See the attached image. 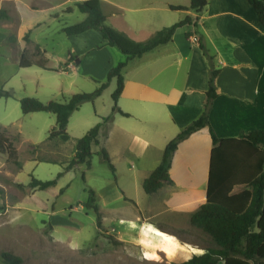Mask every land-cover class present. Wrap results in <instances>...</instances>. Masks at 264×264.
<instances>
[{"label": "crops", "instance_id": "obj_1", "mask_svg": "<svg viewBox=\"0 0 264 264\" xmlns=\"http://www.w3.org/2000/svg\"><path fill=\"white\" fill-rule=\"evenodd\" d=\"M85 1L0 0V90L20 102L32 94L40 96L39 90L29 93L36 85L53 87L57 96L68 94V102L77 94L72 90L76 81L92 80L96 90V81L105 82L111 69L127 61L118 104L129 117L114 114L98 136V147L107 151L117 175L118 190L106 199L114 217L110 225L114 221L118 224L111 230L121 242L166 248L172 252L170 259H177L189 253L188 247L197 245L164 228H196L191 216L208 197L213 149L209 128L178 146L169 171L172 185L165 184L148 195L144 182L160 165L167 145L204 112L211 79L205 52L219 70L218 97L209 118L215 134L220 139H233L264 130L263 26L249 0H209L200 14L171 9L189 8L191 0H100L106 26L136 43H147L161 31L192 19L177 29L169 43L128 60L96 30L73 36L65 33L66 28L85 20L86 15L77 14V4ZM191 33L199 36L198 47H190ZM37 49L47 62L46 69L22 68L24 52L33 54ZM46 73H53L50 75L57 82L47 85L50 75ZM43 88L38 89L45 93ZM104 93L95 100L98 105ZM8 103L0 99V107ZM113 105L112 100L109 111L98 114L97 125L112 115ZM4 132L12 139L11 133ZM74 154L75 146L71 158ZM242 190L239 187L236 192ZM204 253L193 251L185 262Z\"/></svg>", "mask_w": 264, "mask_h": 264}, {"label": "rangeland", "instance_id": "obj_2", "mask_svg": "<svg viewBox=\"0 0 264 264\" xmlns=\"http://www.w3.org/2000/svg\"><path fill=\"white\" fill-rule=\"evenodd\" d=\"M77 14L82 16L79 10ZM52 76H48L47 85L57 82ZM112 82L99 105L95 101L85 103L71 116L67 136L51 141L49 136L57 123L54 114L24 115L20 102L14 97L2 98L9 103L0 107V130L13 135L10 140L18 151L22 169L7 162L8 157L0 154V264H4L5 253L22 258L23 264H179L191 257V252L203 253L213 247L211 238L197 228L181 231L164 228L178 239L197 245L188 247L189 253L177 259H170L172 252L166 248L140 247L131 241L116 239L111 229L118 224L114 221L110 225L114 217L109 213L106 199L116 192L117 175L99 154L102 147L93 146L91 169L79 165L65 172L56 187L45 191L29 186L33 177L50 181L64 172L76 140L97 126L99 113L109 111L117 88L115 80ZM75 84L72 90L77 94L92 93L96 87L87 79ZM38 88L43 87L36 85L29 93L39 90L40 96L32 94L29 97L44 104H48L53 96L60 103L69 99L68 94H54L53 87L43 88L46 94ZM90 190L95 192L96 204L103 209L100 211L103 219L100 233L95 212L85 208ZM110 237L121 245L115 246Z\"/></svg>", "mask_w": 264, "mask_h": 264}, {"label": "trees", "instance_id": "obj_3", "mask_svg": "<svg viewBox=\"0 0 264 264\" xmlns=\"http://www.w3.org/2000/svg\"><path fill=\"white\" fill-rule=\"evenodd\" d=\"M208 2L209 0H191L189 8L171 7V9H190L200 14ZM249 2L255 9L264 29V2L262 0H249ZM77 8L86 15V19L78 25L66 28L65 33L68 36H73L89 30H96L107 40L109 46L118 48L127 56L128 60L140 58L156 47L169 43L178 28L192 22L191 18H187L183 22L161 31L147 43H136L106 26V18L102 12L100 0L79 3ZM25 40L29 41V36ZM204 54L211 68L210 88L204 112L200 118L186 127L167 145L160 165L144 182V191L150 195L158 192L165 184L172 185L173 181L169 171L178 146L192 134L209 128L213 149L208 197L206 204L191 216V224L211 238L213 247L207 249L204 254L196 255L181 264H219L220 260L223 261V264H264V130L254 131L249 135L242 134L239 138L233 139H220L215 134L209 118L212 104L218 97L216 78L219 75V70L214 65L213 57L207 52ZM42 56L40 49H37L33 54L25 51L20 65L22 68L37 66L46 69L47 62ZM127 63L126 61L111 69L105 82L96 81L99 86L94 92L76 94L68 102L51 101L44 104L35 98H24L20 101L24 115L44 112L56 116V127L52 129L49 136L50 141L56 140L67 136L70 118L76 111L85 103L93 102L101 97L110 83L113 80L117 81V88L112 95L114 103L112 115L103 118L102 123L90 130L83 138L76 140L75 154L65 167L64 172L50 181H40L33 177L29 185L32 189L45 191L56 187L64 173L73 170L78 165H86L88 169H91L94 156L92 148L100 146L98 136L101 127L111 123L114 114L129 117L118 104L125 87L123 71ZM2 98L9 99L12 98V95L0 90V99ZM0 154L8 157L7 162L22 169L14 143L2 131H0ZM99 154L115 174V167L111 163L107 151L102 149ZM239 187H243V190L236 192ZM85 208L95 212L97 229L100 233L103 219L100 209L96 205L93 190L89 191ZM110 239L115 246L121 245V242L115 240L114 237H110ZM3 261L4 264H23L22 258L10 253L3 255Z\"/></svg>", "mask_w": 264, "mask_h": 264}, {"label": "built area", "instance_id": "obj_4", "mask_svg": "<svg viewBox=\"0 0 264 264\" xmlns=\"http://www.w3.org/2000/svg\"><path fill=\"white\" fill-rule=\"evenodd\" d=\"M191 48L198 47L200 45V38L196 33H191L188 37ZM71 68H68L70 70Z\"/></svg>", "mask_w": 264, "mask_h": 264}]
</instances>
